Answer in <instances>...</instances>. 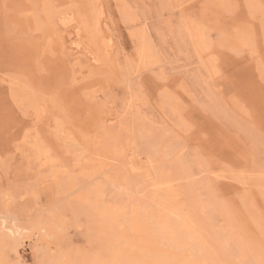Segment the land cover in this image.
<instances>
[{"label": "rangeland", "instance_id": "obj_1", "mask_svg": "<svg viewBox=\"0 0 264 264\" xmlns=\"http://www.w3.org/2000/svg\"><path fill=\"white\" fill-rule=\"evenodd\" d=\"M262 75L264 0H0V264H264Z\"/></svg>", "mask_w": 264, "mask_h": 264}, {"label": "snow or ice", "instance_id": "obj_2", "mask_svg": "<svg viewBox=\"0 0 264 264\" xmlns=\"http://www.w3.org/2000/svg\"><path fill=\"white\" fill-rule=\"evenodd\" d=\"M219 47L223 49L225 47L224 43L221 42ZM219 55V52H214L211 49L208 52L209 58L213 61H215V57ZM65 87L66 85L64 84V82H62L58 78L56 68L48 69V78L39 79L35 85V88L37 90L47 89L51 91L54 94L58 104L65 111H72L81 101H78L71 92L66 93ZM259 89L261 100V131L262 136H264V75H262ZM28 118L29 113L24 110L22 105H17L12 108L9 107L6 103L0 102V151L9 150V146L12 141V130L16 125L22 124L23 120H26Z\"/></svg>", "mask_w": 264, "mask_h": 264}, {"label": "bare ground", "instance_id": "obj_3", "mask_svg": "<svg viewBox=\"0 0 264 264\" xmlns=\"http://www.w3.org/2000/svg\"><path fill=\"white\" fill-rule=\"evenodd\" d=\"M142 47V46H141ZM140 47V48H141ZM144 48V47H143ZM147 49V48H146ZM141 50V49H140ZM149 50V49H148ZM147 50V52L149 53V51H151V50H149L148 51ZM141 51H144L143 49L141 50ZM140 51V52H141ZM152 55V54H151ZM143 56V55H142ZM142 56H140V57H142ZM143 58H144V56H143ZM141 59V58H140ZM151 59H152V57H151ZM144 60V59H143ZM143 60H142V62H143ZM156 60V59H155ZM146 62V61H145ZM148 62V61H147ZM151 62V61H150ZM149 63V62H148ZM153 63H154V61H153ZM151 64V63H150ZM6 220H8V221H11V220H9L8 218H6ZM2 222H4V221H2ZM1 222V224H0V226H4V225H2L3 223ZM7 223V222H6ZM37 225H39V224H37ZM40 226H43V225H40ZM44 227H45V225H44ZM35 228V227H34ZM42 228V227H41ZM38 229V228H37ZM45 229V228H44ZM3 230H7L8 232H10L11 234H16L17 233V231L14 229V230H12V229H10V228H6L5 226L3 227ZM41 230V229H40ZM42 230H43V228H42ZM39 231V230H38ZM7 232V233H8ZM4 235H6L5 233H4ZM12 235V236H13ZM48 235V234H47ZM7 241V240H6ZM1 243V242H0ZM3 246H4V244H2ZM137 249H138V247H137ZM14 251V250H13ZM15 252V251H14ZM16 253V252H15ZM18 254V253H17ZM19 257V256H18ZM17 260V259H16Z\"/></svg>", "mask_w": 264, "mask_h": 264}]
</instances>
